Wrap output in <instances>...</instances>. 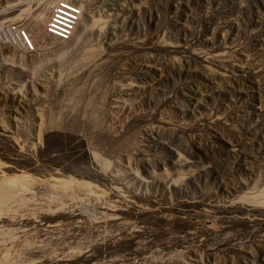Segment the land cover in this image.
Wrapping results in <instances>:
<instances>
[{"label": "rangeland", "instance_id": "rangeland-1", "mask_svg": "<svg viewBox=\"0 0 264 264\" xmlns=\"http://www.w3.org/2000/svg\"><path fill=\"white\" fill-rule=\"evenodd\" d=\"M57 1L0 0V264H264V0Z\"/></svg>", "mask_w": 264, "mask_h": 264}, {"label": "built area", "instance_id": "built-area-1", "mask_svg": "<svg viewBox=\"0 0 264 264\" xmlns=\"http://www.w3.org/2000/svg\"><path fill=\"white\" fill-rule=\"evenodd\" d=\"M81 14V5L72 0H58L45 24V32L66 40L71 37Z\"/></svg>", "mask_w": 264, "mask_h": 264}, {"label": "bare ground", "instance_id": "bare-ground-1", "mask_svg": "<svg viewBox=\"0 0 264 264\" xmlns=\"http://www.w3.org/2000/svg\"><path fill=\"white\" fill-rule=\"evenodd\" d=\"M47 13V12H46ZM39 16L40 17H43L44 16V13H40L39 14ZM36 18V17H35ZM42 19V18H41ZM41 23V22H40ZM82 23V22H81ZM38 26V25H37ZM84 26V25H83ZM82 28V27H81ZM42 29V28H41ZM81 32H82V29H79V30H76V32L74 33V37H73V40L75 41V39H77L78 37H79V35L81 34ZM73 44V43H72ZM66 47H68V46H63L62 48H66ZM71 48V47H70ZM91 51V50H90ZM84 53V52H83ZM86 53H89V52H86ZM10 185H12V184H10ZM3 186V185H2ZM2 186H0V203H3V202H6L7 201V199H10V198H12V197H14V195L12 196L11 195V193H9V192H12L13 190H14V188H13V190H11V188H10V191L9 190H6L5 188H4V186L2 187ZM6 186H9V184L7 185L6 184ZM9 187H12V186H9ZM8 187V188H9ZM14 187V186H13ZM7 188V187H6ZM262 190V189H261ZM14 194H15V191H14ZM261 196H262V194H261ZM13 199V198H12ZM11 199V200H12ZM14 200V199H13ZM16 200H14V202H15ZM16 203V202H15Z\"/></svg>", "mask_w": 264, "mask_h": 264}]
</instances>
